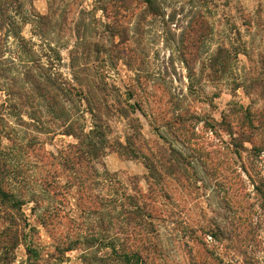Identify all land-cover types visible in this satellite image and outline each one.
Instances as JSON below:
<instances>
[{"label":"rangeland","instance_id":"374dc122","mask_svg":"<svg viewBox=\"0 0 264 264\" xmlns=\"http://www.w3.org/2000/svg\"><path fill=\"white\" fill-rule=\"evenodd\" d=\"M151 1L0 0V264H264V0Z\"/></svg>","mask_w":264,"mask_h":264},{"label":"trees","instance_id":"16d2710c","mask_svg":"<svg viewBox=\"0 0 264 264\" xmlns=\"http://www.w3.org/2000/svg\"><path fill=\"white\" fill-rule=\"evenodd\" d=\"M148 3V6H150L152 8V1L151 0H145ZM4 24L2 23L0 25V28L3 29ZM38 96H40V94H38ZM44 99L45 96L44 94L41 95ZM99 129H102L101 127H99ZM76 131L71 127L70 130H68L66 132V135H73L77 140H78V144L77 145H73L72 150L74 153V157H67L64 156V162L67 164H70V168L71 170H73L72 165L76 166L79 170L74 171V173L78 176L82 175L83 171L81 170L83 167H87L88 170L91 172V174L89 175L88 179H90L91 177H96V170H94L92 164L94 161L98 160L99 157L103 156L106 152L107 148H110L111 146H107L104 137V133L102 132V130H92V132H90L88 135H82V134H77L75 133ZM99 139V140H98ZM120 149H125L124 151H128V153H133V156H137V154L135 152H131V150H127V147H124L122 144H120ZM133 151V150H132ZM137 159V158H135ZM0 167H2L4 170L6 169V164H3L2 162H0ZM148 170H150L151 172V168L149 166H147ZM8 179V171L0 174V200L2 203L6 204L8 206V208L12 211H21L23 204L22 201H20L19 199H17V197L15 196L14 193L11 192H7L3 189V187L1 185L4 184V182L2 180ZM93 180L91 182V185L86 187V189L88 191H93V187L96 186V180ZM256 191L257 193L261 196L262 200H263V208H264V185L263 186H256ZM115 195V193H114ZM97 201H100V199H96ZM139 198H128L127 199V204H129V206H134L135 210H137V214H135V212H130L131 215H136V219L139 223L140 226L143 227L144 224H146L148 219H151L150 214H145L142 213L144 209L143 206H140L139 203ZM122 211V209H121ZM127 212L124 209V213ZM14 222V221H13ZM105 224V222H103ZM103 223L101 224V226L103 225ZM105 230L108 229V227L103 228ZM103 231V230H102ZM19 234L15 235L13 237L10 238V245H6L4 248V254H5V258L4 260L7 261L8 264V253L10 252L11 254L14 253V250L17 248L18 241H19ZM111 246V248H113V251H115L114 248V244L113 242L111 244H108ZM109 246V247H110ZM76 248L73 247H67L66 251H73ZM27 252L30 255L29 257H35L38 258L37 253L32 250L30 247L27 248ZM122 263L123 264H147L143 258L136 253L135 256H130L127 254H122ZM10 261V260H9Z\"/></svg>","mask_w":264,"mask_h":264}]
</instances>
